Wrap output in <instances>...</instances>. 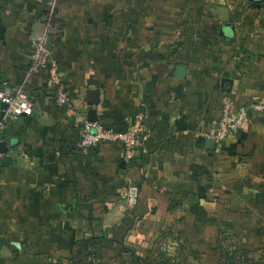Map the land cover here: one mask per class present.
Returning a JSON list of instances; mask_svg holds the SVG:
<instances>
[{
  "label": "crops",
  "instance_id": "crops-1",
  "mask_svg": "<svg viewBox=\"0 0 264 264\" xmlns=\"http://www.w3.org/2000/svg\"><path fill=\"white\" fill-rule=\"evenodd\" d=\"M45 35L62 105L45 72H28ZM4 87L31 106L4 140L0 264H231L232 242L264 264V114L218 149L197 136L226 97L264 103V0H0ZM91 107L120 131L143 114L136 162L119 141L78 145ZM126 175L140 184L133 207Z\"/></svg>",
  "mask_w": 264,
  "mask_h": 264
},
{
  "label": "built area",
  "instance_id": "built-area-1",
  "mask_svg": "<svg viewBox=\"0 0 264 264\" xmlns=\"http://www.w3.org/2000/svg\"><path fill=\"white\" fill-rule=\"evenodd\" d=\"M47 28L53 26L51 14L45 16ZM46 35L37 39H32L29 74L45 72L48 85L54 89L56 101L59 105L67 103L69 97L63 89L61 83V73L59 71V61L51 55L46 45ZM4 105L0 118V143L6 139L9 127L18 121L30 110V102L25 92L21 89L4 87L0 88V105ZM264 114V103L253 102L250 105H240L233 107L230 98L223 99L222 111L217 119L207 130H198L197 136L200 140L214 139L216 149L227 141L233 134L243 128L251 113ZM150 135V130L144 123L143 114H138L134 118L130 129L125 131L117 130L113 127H104L98 121L81 119V128L78 145L81 148L96 147L105 141H119L124 146L125 159L129 162H136L134 159V149L143 144ZM2 153L0 152V163ZM124 200L128 206H135L140 198V184L137 179L126 175V189Z\"/></svg>",
  "mask_w": 264,
  "mask_h": 264
},
{
  "label": "water",
  "instance_id": "water-1",
  "mask_svg": "<svg viewBox=\"0 0 264 264\" xmlns=\"http://www.w3.org/2000/svg\"><path fill=\"white\" fill-rule=\"evenodd\" d=\"M222 33L225 35L232 36L233 32L231 30V27L228 25H225L222 27ZM46 45L48 50H50V37L48 36V39L46 41ZM87 103L91 106H95L99 103V90L98 89H89L87 90ZM88 119L89 121H96L97 120V115L96 111L94 108H90L88 111ZM206 146L209 149H215L216 143L214 139H207L206 140ZM8 151V145L6 141H2L0 143V152L2 153V158H1V164L2 165H10L11 164V156L7 153Z\"/></svg>",
  "mask_w": 264,
  "mask_h": 264
},
{
  "label": "rangeland",
  "instance_id": "rangeland-1",
  "mask_svg": "<svg viewBox=\"0 0 264 264\" xmlns=\"http://www.w3.org/2000/svg\"><path fill=\"white\" fill-rule=\"evenodd\" d=\"M236 245L237 244L234 242L228 243V245H227V251H228L227 253L229 254L230 263L231 264H251V258L247 259L246 254H243L244 256H242V257L240 255V260H239L238 255L236 254L237 251H239V250L236 247Z\"/></svg>",
  "mask_w": 264,
  "mask_h": 264
}]
</instances>
